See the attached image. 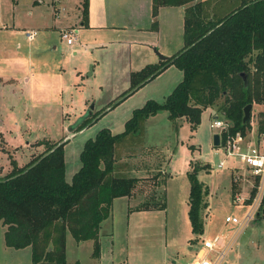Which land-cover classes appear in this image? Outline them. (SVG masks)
Listing matches in <instances>:
<instances>
[{"label": "rangeland", "instance_id": "rangeland-1", "mask_svg": "<svg viewBox=\"0 0 264 264\" xmlns=\"http://www.w3.org/2000/svg\"><path fill=\"white\" fill-rule=\"evenodd\" d=\"M36 1L0 0V54L3 55V62L0 58V76L6 79L0 82V121L3 122L0 124V170L8 166L5 172L8 175L13 167L12 162L16 167H23L52 144L65 142L64 171L66 181L70 182L81 165L80 152L87 139L95 137L103 128H108L112 134L121 133L135 109L148 101L163 103L182 81L183 71L173 63L114 105L120 92L131 87L132 73L147 66L140 67L145 60L142 53L126 44L88 47L82 31L77 42L81 46L75 45L74 53L62 40L60 32L52 27L56 21L55 25L66 22H63V12L56 19L52 15V0ZM224 3L219 0L217 5L219 8L231 7ZM31 28L38 30L35 39L29 42L22 31ZM152 53L157 60L155 48ZM14 57L19 58V64ZM127 64H132V69L136 71L125 74L123 66ZM33 75L34 89L30 93L32 96H29L24 77L32 78ZM252 104L250 129L255 133L264 119V102ZM88 106H93L94 119L81 130L74 131V122ZM208 108L200 113V121L195 127L185 117L172 121L166 111L156 112L144 121L143 132L137 139V136H131L124 140L129 155L139 152L135 148L141 137L146 145L161 151L160 164L169 174L167 177L165 173L160 174L165 178L162 183L165 189L164 204L156 210L131 213L129 210L141 206H138V200L128 201L124 196L114 198L111 212L101 225L100 256L93 255L94 240L78 242L67 231L65 254L68 263L189 264L197 257L202 239L211 238L215 233L210 230V225H206L202 233L193 234L188 219V173L198 164L205 167L198 170L197 178L207 188L208 194L204 199L210 203L209 216L212 214L214 219L224 221L226 214L234 213L242 218L246 208L242 211L233 204L230 184L232 164L239 166V163L226 158L225 167H217L225 155L219 146H213V135L218 130L210 128L215 113L231 126L232 121L218 112L217 106ZM118 148L115 149L116 158L121 154ZM148 153L153 161L143 164H155L158 159L154 151L149 150ZM118 164L114 166V173L118 177L125 176V173L116 170ZM237 170L245 172L241 166ZM156 179L157 176H154L139 184L141 187L137 194L143 195L146 191L142 202L150 203L149 196ZM243 183L249 185L239 182ZM203 211L206 212L204 216L208 217L207 210ZM252 222L246 225L240 237L238 235V240L222 264H264V218L259 224ZM227 230L224 234L229 238L231 224H228ZM189 247L192 249L189 250ZM0 264H32L29 246L20 250L6 246L4 226L1 224Z\"/></svg>", "mask_w": 264, "mask_h": 264}, {"label": "trees", "instance_id": "trees-1", "mask_svg": "<svg viewBox=\"0 0 264 264\" xmlns=\"http://www.w3.org/2000/svg\"><path fill=\"white\" fill-rule=\"evenodd\" d=\"M218 1L153 0L154 14L161 6L187 5L184 47L132 73L131 87L113 104L173 63L183 71L182 81L163 103L148 101L135 109L121 133L112 134L103 128L87 139L80 152L81 165L70 182L65 179V142L52 144L23 167L12 162L9 174L0 176V224L6 227L7 247L19 250L29 246L32 264H70L65 254L69 231L75 241L94 240L93 255L98 256L100 226L111 212L113 199L131 196L140 181L116 176L115 149L127 137L141 135L144 121L156 112L167 111L172 121L185 117L195 127L203 110L217 106V111L232 121L231 133L243 134L250 128V119L242 123L243 107L264 102V0H221L231 6L222 8ZM88 5L89 0L82 1L84 22ZM241 72L247 74V85L239 76ZM94 117L87 116L74 131L84 128ZM258 130L264 131V119ZM204 168L198 164L188 173V219L193 234L203 232L202 212L208 206L204 199L207 188L197 178L198 170ZM149 197L150 203L142 202L137 210L163 206V194L157 202Z\"/></svg>", "mask_w": 264, "mask_h": 264}, {"label": "crops", "instance_id": "crops-1", "mask_svg": "<svg viewBox=\"0 0 264 264\" xmlns=\"http://www.w3.org/2000/svg\"><path fill=\"white\" fill-rule=\"evenodd\" d=\"M82 1L83 0H52V15L54 17H58L59 14H64L63 24L57 21L52 25L53 28L57 29L58 32L63 29L73 27L78 31V39L73 45H68V47L76 52V49L73 47L79 42L80 32L82 31V36H86V41L88 47H103L105 45H131L133 50H138L141 52L142 58L145 59L142 63H140V67H144L145 65L152 64L154 62H158L161 59L158 57L157 60L154 57V53H152V49L155 48L160 51L164 56L171 57V55L176 54L180 50L183 49L182 40L184 37V16L187 5H169V6H161L158 8V12L154 14L152 12L153 0H89L88 5V17L87 21L84 22L81 11H82ZM37 3H41L42 0H37ZM71 3V6H70ZM17 5V3H16ZM2 7V6H1ZM0 7V8H1ZM1 12V10H0ZM59 19V18H56ZM74 19V21H73ZM7 28V27H5ZM33 29V28H32ZM40 29V27H39ZM46 29V27H43ZM38 28L36 29V31ZM24 34V33H23ZM61 34V32H60ZM25 38V36H24ZM27 40V39H26ZM33 41V40H32ZM134 45V46H133ZM0 58H2L1 62H3V55L0 54ZM16 58V63H20L19 58ZM4 62L6 63V59L4 58ZM129 65V66H128ZM123 72L128 73V71H136L132 69V64H127V66H123ZM1 73V71H0ZM2 74V73H1ZM34 75L32 78L29 76L24 77V81L26 82L27 87L29 88V96H32L30 93L33 91V82ZM6 79L0 76V82H4ZM13 82V80H9ZM125 91V90H124ZM123 92V91H122ZM120 92V93H122ZM23 94V92H22ZM91 106H88L89 109ZM86 109V111H87ZM209 108L207 109V111ZM81 114L77 117V123L74 122V125L77 126L80 123V118L86 114ZM91 116L93 114V110H91ZM165 111V110H163ZM167 115L168 112L166 111ZM217 113H215L216 115ZM214 115V116H215ZM181 119V118H178ZM149 120V119H147ZM177 121V119L175 120ZM79 122V123H78ZM2 125L3 122L0 121ZM2 127H0V132ZM74 133V131H71ZM71 133V134H72ZM139 136L135 137L137 139ZM129 138V137H127ZM127 138L125 140H127ZM134 139V140H135ZM139 141L140 143L135 148L136 151H139L136 154L129 155L130 152L127 151V144H124V140L121 142V147H116L121 152L115 161V165L118 163V172L125 173L126 177H134L140 179L138 183V187L135 189L134 193L131 196H124L128 201L132 199L138 200V206L141 205L143 198L145 197L146 191H144L143 195H138V191L140 189L139 184L142 181H148L147 179L153 178L157 176V181L155 183L153 191L150 196L153 198V201L157 202L159 196L164 195L165 199V189L162 186V183L165 181L164 176H161V173H165V177L169 176L167 169L160 164L161 162V151L157 148L155 149L151 145H146L144 139L142 137ZM137 141V140H136ZM149 150L154 151V156L157 157V162L155 164L147 165L143 164V162L153 161L151 155H149ZM116 151V150H115ZM150 156V157H149ZM153 156V157H154ZM233 167H239L237 164H232ZM232 167L231 172H233L234 168ZM121 168V169H120ZM8 166L2 167L0 170V175H6L5 172L8 171ZM120 174V173H119ZM160 179V181H158ZM66 179V178H65ZM71 181V180H70ZM69 182V181H67ZM231 193L233 194L236 191H242L245 195V190L249 188V185L246 183L243 184H233L231 181ZM238 185V186H237ZM239 188H237V187ZM208 187V186H207ZM209 191V189H208ZM210 192V191H209ZM231 194V195H232ZM211 193L209 194L210 201ZM247 201L243 205H237V207L243 209L246 208ZM208 212V217L204 216L206 214L205 211L202 212V218L204 219V228L206 225H210V230L215 233H225L227 230L228 224H225L224 221H219L214 219V217L210 215V203L208 202L207 208H205ZM152 211L156 209H141V211ZM141 212L137 210V207L129 210V212ZM231 215H235L234 213H228ZM226 214L225 216H228ZM263 218H260L256 221H253L254 224L261 223ZM102 225V224H101ZM4 226V225H3ZM232 231L235 230V226L232 225ZM6 227L4 226V231ZM245 230V229H244ZM100 231L98 234V240L100 239ZM243 232V231H242ZM240 233V235L242 234ZM214 233V234H215ZM232 233V232H231ZM239 235V237H240ZM238 240V239H237ZM236 243V241H235ZM10 248V247H9ZM13 249V248H11ZM189 250L192 248L189 247ZM15 250V249H13ZM20 250V249H19ZM100 256V254H99ZM98 256V257H99ZM190 263V262H189ZM73 264V263H70Z\"/></svg>", "mask_w": 264, "mask_h": 264}, {"label": "built area", "instance_id": "built-area-1", "mask_svg": "<svg viewBox=\"0 0 264 264\" xmlns=\"http://www.w3.org/2000/svg\"><path fill=\"white\" fill-rule=\"evenodd\" d=\"M61 38L67 45H73L78 39V31L73 27L63 29ZM27 41L31 42L35 39L37 32L34 29H24ZM231 125L227 120L214 118L210 123V128L218 130L219 147L223 150L225 159L218 162L217 167L222 169L225 167L226 158H232L237 161L245 172H240L237 167H233L231 181L233 184L239 182L249 183V188L242 191H236L232 194L231 201L234 205H243L247 201L246 210L242 218L236 215L228 214L224 217L225 224H232L235 230L229 235L219 232L204 238L201 241V247L196 252L197 257L189 264H222L229 255L238 235L244 230L246 225L252 221L264 218V131L252 128L246 130L245 133L240 131L231 133L229 128ZM246 174V176H245Z\"/></svg>", "mask_w": 264, "mask_h": 264}, {"label": "water", "instance_id": "water-1", "mask_svg": "<svg viewBox=\"0 0 264 264\" xmlns=\"http://www.w3.org/2000/svg\"><path fill=\"white\" fill-rule=\"evenodd\" d=\"M155 51H156L158 57H159L161 60H164V59L167 58V57H165V56L160 55V53H159V51H158L157 49H155ZM239 76L244 80L245 85H247V84H248L247 74H246L245 72H241V73L239 74ZM252 106H253L252 103H248L247 105H245V106L243 107V113H244V114H243V118H242V123H245L248 119H250V117H251V113H250V112H251ZM92 107H93V106H91L89 109H87L86 114L80 118V122H81L83 119H85L88 115L91 114V108H92ZM217 117H218V114H216V115L214 116V118H217ZM78 123H79V122H78ZM76 126H77V124H75L73 128H75ZM212 143H213V146H218V145H219V134H218V133H215V134L213 135Z\"/></svg>", "mask_w": 264, "mask_h": 264}]
</instances>
